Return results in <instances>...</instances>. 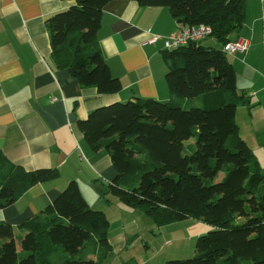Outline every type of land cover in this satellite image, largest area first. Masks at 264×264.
<instances>
[{
	"label": "trees",
	"instance_id": "1",
	"mask_svg": "<svg viewBox=\"0 0 264 264\" xmlns=\"http://www.w3.org/2000/svg\"><path fill=\"white\" fill-rule=\"evenodd\" d=\"M113 1L75 0L46 21L56 67L100 95L122 90L98 38L104 8ZM122 1L167 8L181 28L208 25L222 47L236 41L246 18L245 0ZM162 56L167 102L135 98L78 121L88 146L106 151L114 166L104 191L158 227L188 219L212 227L197 238L193 258L166 264H264V173L236 122L245 104L236 72L222 48L201 42ZM58 177L57 169L28 171L0 153V209ZM109 230L106 213L91 208L71 181L18 229L0 222V264H103L113 254Z\"/></svg>",
	"mask_w": 264,
	"mask_h": 264
},
{
	"label": "crops",
	"instance_id": "2",
	"mask_svg": "<svg viewBox=\"0 0 264 264\" xmlns=\"http://www.w3.org/2000/svg\"><path fill=\"white\" fill-rule=\"evenodd\" d=\"M74 4L75 0H0V153L28 171H59L57 179L32 186L13 205L0 209V222L18 229L76 181L91 208L105 205L101 210L110 222L113 249L105 260L128 264V257L120 255L141 241L138 210L116 198L119 203L112 211L115 201L104 191L116 175L111 158L88 146L78 121L95 109L135 98L167 102L163 38L180 27L164 7L109 3L98 38L122 90L100 95L93 87H82L70 70L57 68L52 59L46 21ZM245 7V24L232 39L249 41V49L228 59L236 72L238 93L245 96L236 114L240 135L264 173V0H245ZM221 48L220 44L215 49Z\"/></svg>",
	"mask_w": 264,
	"mask_h": 264
},
{
	"label": "rangeland",
	"instance_id": "3",
	"mask_svg": "<svg viewBox=\"0 0 264 264\" xmlns=\"http://www.w3.org/2000/svg\"><path fill=\"white\" fill-rule=\"evenodd\" d=\"M201 44L207 47L214 44L212 48L220 47V44L212 37L202 41ZM259 131L262 130L258 129V132ZM108 195L112 196L111 194ZM112 197L115 201L111 206L113 211V206L119 202L116 200V197ZM100 205L101 206L97 207V210L105 209V207H103L105 206L104 204ZM139 211L140 210H138L136 217L141 221L139 231L141 234V241L138 240L130 244L125 254L120 255V257L124 259L128 257L126 261L128 264H166L168 261L191 259L195 256L197 238L212 230L210 225L193 219L158 227L151 219L145 216L144 213ZM113 230L114 228H112V231ZM87 249L88 248L84 249L80 256L85 254ZM112 262H114L112 259L105 260V264H110Z\"/></svg>",
	"mask_w": 264,
	"mask_h": 264
},
{
	"label": "built area",
	"instance_id": "4",
	"mask_svg": "<svg viewBox=\"0 0 264 264\" xmlns=\"http://www.w3.org/2000/svg\"><path fill=\"white\" fill-rule=\"evenodd\" d=\"M212 36V28L208 25L179 28L164 39V49L167 51L185 47L191 43L202 42ZM157 37L151 43L158 40ZM162 38V37H161ZM249 49V41L238 39L227 43L222 47V52L227 56L234 57L237 54H244Z\"/></svg>",
	"mask_w": 264,
	"mask_h": 264
}]
</instances>
